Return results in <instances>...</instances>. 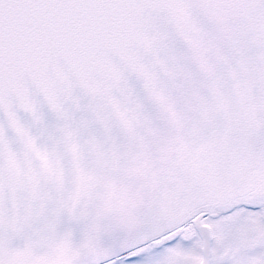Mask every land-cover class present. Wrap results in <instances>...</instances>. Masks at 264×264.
Instances as JSON below:
<instances>
[{
	"label": "snow or ice",
	"instance_id": "snow-or-ice-1",
	"mask_svg": "<svg viewBox=\"0 0 264 264\" xmlns=\"http://www.w3.org/2000/svg\"><path fill=\"white\" fill-rule=\"evenodd\" d=\"M0 264H264V0H0Z\"/></svg>",
	"mask_w": 264,
	"mask_h": 264
}]
</instances>
